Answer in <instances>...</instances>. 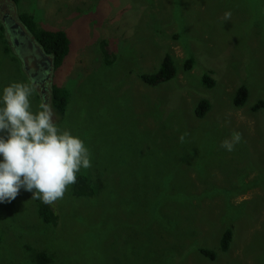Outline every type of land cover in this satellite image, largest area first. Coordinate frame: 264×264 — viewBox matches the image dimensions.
<instances>
[{
  "label": "rangeland",
  "instance_id": "374dc122",
  "mask_svg": "<svg viewBox=\"0 0 264 264\" xmlns=\"http://www.w3.org/2000/svg\"><path fill=\"white\" fill-rule=\"evenodd\" d=\"M20 14L64 31L69 52L40 85L0 38V93L31 83L35 111L52 85L69 92L64 118L53 119L89 149L92 166L80 172L98 193L77 198L70 186L49 205L57 216L49 225L21 189L12 214H0V264H33L36 252L50 264H264V108L253 110L264 101V0H0L7 39ZM166 54L175 78L145 84L141 75ZM241 86L248 96L236 107ZM204 99L210 109L198 118ZM233 131L241 140L229 152L220 144ZM179 200L190 209L173 225ZM225 229L232 242L221 252Z\"/></svg>",
  "mask_w": 264,
  "mask_h": 264
},
{
  "label": "clouds",
  "instance_id": "9594fccd",
  "mask_svg": "<svg viewBox=\"0 0 264 264\" xmlns=\"http://www.w3.org/2000/svg\"><path fill=\"white\" fill-rule=\"evenodd\" d=\"M230 18L225 12L224 21ZM34 91L31 83L13 82L0 93V204L15 200L23 189L32 200L54 205L76 183L77 173L92 166L84 141L58 127L47 104L33 111ZM240 140L233 131L220 147L231 152Z\"/></svg>",
  "mask_w": 264,
  "mask_h": 264
},
{
  "label": "trees",
  "instance_id": "16d2710c",
  "mask_svg": "<svg viewBox=\"0 0 264 264\" xmlns=\"http://www.w3.org/2000/svg\"><path fill=\"white\" fill-rule=\"evenodd\" d=\"M14 3H18V0H11ZM19 21L23 25L24 29L30 34L31 38L37 43V45L42 49L44 53L51 57L52 70L51 72H55L58 70L64 59L66 58L69 52V40L64 31H47L40 29L36 26L31 16L26 14H20ZM0 30L2 33L0 34V38L2 39V43L4 44L5 51L9 52V41L4 35V28L0 25ZM8 31V29H7ZM10 32V31H8ZM10 36V35H9ZM107 66H110L112 62L106 60ZM193 65L192 57H189L185 62V70H188ZM19 66V65H18ZM177 73L176 67L174 65L173 58L166 54L161 61L159 69L152 74L141 75V80L149 85L155 86L160 83H165L171 81L175 78ZM202 84L208 88L212 87V82L206 76H202ZM49 96L46 100L47 105L52 110L53 114L59 119H63L66 113L67 104L69 102L70 94L67 90L57 86L52 85L50 88ZM248 96V92L246 87L241 86L236 91L235 96L233 97V103L236 107L243 106L246 103ZM42 95L39 98L42 99ZM264 108V101L260 100L253 107V110H260ZM210 109V103L207 100H201L195 109V116L198 118H202ZM94 182L90 178V175L84 171L77 173V181L75 184L71 185V195L77 198H91L94 197L98 193V185L93 184ZM188 200H179L174 205L173 208L177 216L172 221L173 225H182L181 220V212L185 207L189 206ZM37 204V214L40 220L44 224L55 225L57 221L56 214L52 211L49 205H45L40 200H36ZM15 208V200L10 203H2L0 204V214L10 215L14 211ZM184 211V210H183ZM170 224V223H169ZM170 228V225H168ZM232 242V231L231 229H225L222 232L219 241V250L221 252H227L230 244ZM195 251L203 258L214 260L215 253L213 250L207 248H198L195 247ZM33 264H50L51 257L45 252H36L34 253Z\"/></svg>",
  "mask_w": 264,
  "mask_h": 264
},
{
  "label": "flooded vegetation",
  "instance_id": "af4514ba",
  "mask_svg": "<svg viewBox=\"0 0 264 264\" xmlns=\"http://www.w3.org/2000/svg\"><path fill=\"white\" fill-rule=\"evenodd\" d=\"M7 29L8 31H10L8 32L10 35L8 41H11L18 56H21L22 59L27 58V66L28 70H30L29 73L31 74V76H33V79L37 80V82L42 85L43 81L47 79L49 73H51L52 70V63L50 60L51 57L42 51V49L37 45V43L31 38L30 34L26 31V29H24L20 21L18 23L10 22ZM29 41L32 42L31 48H29L28 46ZM36 47L39 48L42 56L46 57L47 59H43V57L40 58V56L37 55L35 51ZM37 82L34 81V84Z\"/></svg>",
  "mask_w": 264,
  "mask_h": 264
},
{
  "label": "water",
  "instance_id": "95a60500",
  "mask_svg": "<svg viewBox=\"0 0 264 264\" xmlns=\"http://www.w3.org/2000/svg\"><path fill=\"white\" fill-rule=\"evenodd\" d=\"M26 36H27V35H26ZM27 37H28V36H27ZM28 46H29V48H31V46H32V42H31V41L28 42ZM35 51H36L37 55L40 56V58L43 57L42 54H41V51L39 50L38 47H36ZM20 57H21V56H20ZM43 59H47V58H46V57H43ZM22 61H23V62H22V66H23L24 71H25V72L30 71V70H28V66H27V65H28V60H27V58H23ZM30 77L33 78V76H31V74H30Z\"/></svg>",
  "mask_w": 264,
  "mask_h": 264
},
{
  "label": "bare ground",
  "instance_id": "6f19581e",
  "mask_svg": "<svg viewBox=\"0 0 264 264\" xmlns=\"http://www.w3.org/2000/svg\"><path fill=\"white\" fill-rule=\"evenodd\" d=\"M51 60V59H50Z\"/></svg>",
  "mask_w": 264,
  "mask_h": 264
}]
</instances>
